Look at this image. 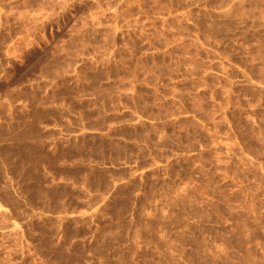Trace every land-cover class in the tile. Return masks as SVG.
Wrapping results in <instances>:
<instances>
[{"label":"rangeland","instance_id":"374dc122","mask_svg":"<svg viewBox=\"0 0 264 264\" xmlns=\"http://www.w3.org/2000/svg\"><path fill=\"white\" fill-rule=\"evenodd\" d=\"M0 264H264V0H0Z\"/></svg>","mask_w":264,"mask_h":264},{"label":"crops","instance_id":"0c3cea01","mask_svg":"<svg viewBox=\"0 0 264 264\" xmlns=\"http://www.w3.org/2000/svg\"><path fill=\"white\" fill-rule=\"evenodd\" d=\"M115 166V165H114ZM105 167H113V164L112 163H108L105 165ZM117 167L119 168H125L127 167V165L123 164V163H120L119 165H117Z\"/></svg>","mask_w":264,"mask_h":264}]
</instances>
